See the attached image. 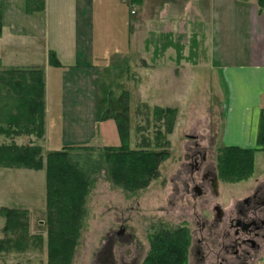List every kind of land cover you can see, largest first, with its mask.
<instances>
[{
	"label": "rangeland",
	"instance_id": "374dc122",
	"mask_svg": "<svg viewBox=\"0 0 264 264\" xmlns=\"http://www.w3.org/2000/svg\"><path fill=\"white\" fill-rule=\"evenodd\" d=\"M112 1L102 0L98 5L103 10V14H99L106 17L97 25L96 42L111 46L115 37L122 35V26L116 19V13L119 14L117 1L127 4V8L131 4L132 10H135V13L132 11L131 19L135 34L132 44L135 58L131 74L125 81L131 92L126 97L125 93L117 90V85L109 86L105 80L99 85L100 98L104 103L103 121L97 123L98 129L101 128L97 131L99 137L96 141L95 137L88 141L91 147L73 150L69 155V159L76 162L78 169L81 168L91 180V188L83 207L81 211H77L79 218L76 229L70 235L74 245L62 249V245L56 240L62 239V232H69L70 228H54L48 220L46 166L37 171L3 165L0 166V264H96L95 254L103 247L112 229L134 228L136 236L144 242L147 233L155 230L161 211L169 210V214L174 211L169 206V201L172 200L171 180L180 163L186 161L187 148L199 143L200 149L207 154L208 162L219 168V151L226 118L224 103L222 99L220 101L214 88V83L215 87L218 83V77L214 73L218 76L219 73L216 68H211L212 44L206 41L208 25L205 28L204 20L195 10L192 13L184 10L183 23L176 19L165 5L171 4L173 0H143V6L133 5L132 0ZM0 2L3 18L6 13L7 25L5 34L3 20L0 72L40 68V62L44 57H48L49 61L50 54L42 41L43 30L39 29L37 21L29 24L28 17L23 21L18 20L19 13L24 16L20 10L23 6L26 7V0ZM175 2L178 4V0ZM33 5V8L43 7L44 0H37ZM106 9L111 12L108 18ZM23 10L26 12V9ZM129 11L125 13L128 14ZM106 31L110 33L111 40H104ZM147 35L150 41L145 44L143 40ZM152 64L154 69L150 68ZM118 69L116 74H120ZM56 72L59 73H50L51 120H48L46 107L43 135L17 133L7 123V119L1 125L0 146H40L46 164L48 154L62 149V143L68 146L80 145L67 144L78 139L74 138L78 131L76 127H80L84 135L90 130L92 132L94 124L60 121L62 75L61 71ZM44 76L46 83V74ZM140 76L143 77L141 80ZM119 80L120 75L114 83ZM45 100L47 101V96ZM126 107L128 110H125ZM167 107L176 110L175 116H168L165 112L159 115L158 108ZM115 116L127 117L123 129L130 133L132 149L167 154L158 168V176L145 188L135 191L127 189L124 183L114 181L105 166L101 165L104 147L120 145L117 127L114 130L110 120ZM169 120H175L171 133ZM70 128L74 130L71 131ZM263 152L257 151L254 170L245 180L233 181L231 176H220L223 201L233 196H244L258 182L264 181V165H260V161H264ZM52 175L57 176L55 172ZM58 186L59 193L67 189L64 184ZM5 207L23 213L14 231L7 234L4 231L6 217L2 210Z\"/></svg>",
	"mask_w": 264,
	"mask_h": 264
},
{
	"label": "crops",
	"instance_id": "0c3cea01",
	"mask_svg": "<svg viewBox=\"0 0 264 264\" xmlns=\"http://www.w3.org/2000/svg\"><path fill=\"white\" fill-rule=\"evenodd\" d=\"M101 1L45 0L44 10L27 14L23 6L20 11L24 16H20V13L18 15L19 21H23L25 17L29 18V24L37 21L39 29L43 30L42 41L46 50L49 54L53 52L60 62V65L53 66L48 57H44L40 62V68L46 74L48 120H51L50 73L58 74L56 71L59 70L62 75L60 121L94 124L92 132L90 130L87 135L81 132L80 127H76L78 131L74 138L78 139L67 144L88 145L90 139L95 137L96 141L99 137L97 131L101 128L98 129L97 123L103 121L104 106L99 85L104 83V80L109 86L117 85L120 92H131L125 81L134 67L132 44L135 34L131 19L132 11L135 10H132L131 4L128 5L129 9L127 4L117 1L119 14L116 13V19L122 26V35L116 36L111 46L107 43L97 44V25L106 17L99 14H103L101 6H98ZM143 2L132 0L135 6H143ZM165 5L182 23L185 20L184 10L189 13L195 10L204 20L205 28L207 25L209 27L206 41L212 44L211 68H216L219 73V76L214 73L218 77L214 88L220 101L222 99L224 103L226 118L220 149L259 148L258 135L264 109V0H178V4L173 0L171 4ZM106 10L108 18L111 12ZM127 10H130L128 14L125 13ZM202 19L200 20L203 21ZM3 20L6 34V13ZM111 39L110 33L104 32V40ZM149 41V36H144L143 43L147 44ZM150 68L154 69L155 66ZM116 69L120 74L115 73ZM118 75L121 80L114 83ZM142 78L140 76V80ZM110 120L115 130V120ZM65 145L62 143V148ZM262 160L261 166L264 165Z\"/></svg>",
	"mask_w": 264,
	"mask_h": 264
},
{
	"label": "trees",
	"instance_id": "16d2710c",
	"mask_svg": "<svg viewBox=\"0 0 264 264\" xmlns=\"http://www.w3.org/2000/svg\"><path fill=\"white\" fill-rule=\"evenodd\" d=\"M37 0H26V12H34L45 9L43 7L33 8ZM140 1V0H137ZM3 11L0 2V35L3 31ZM175 47V46H174ZM178 52L180 49L175 47ZM50 64L60 65L57 56L50 53ZM44 70L36 69H11L0 72V129L6 122L17 133H28L41 136L44 133L45 109H46V83ZM127 97L128 92H124ZM161 109V110H160ZM125 110H128L126 107ZM159 115L165 112L168 116H175V109L167 107L158 108ZM127 114V113H126ZM117 126L120 145L106 146L101 152V165L103 164L114 181L122 182L129 190H139L149 185L152 179L157 177L158 168L166 159L167 154L162 152H151L143 149H132L130 145V133L123 129L127 117H112ZM175 120H169L170 133L173 131ZM91 147L89 145H65L61 150L50 152L45 158L41 154L40 146L20 147L17 145L0 146V166L24 167L31 170L47 169L46 200L48 220L54 228L65 226L70 228L69 232H62V239L58 241L62 249L74 245L70 235L76 229L79 212L81 211L85 198L91 188V180L79 165L69 159L71 151ZM258 147L243 149L240 147H223L219 155V175L232 177L233 181L245 180L254 170L255 155L257 151H264V109L262 110L260 130L258 135ZM55 172L57 176H53ZM59 178V181H58ZM58 181V182H57ZM60 184H64L66 191L58 192ZM70 189V190H69ZM62 194L64 197H62ZM66 196V197H65ZM6 217L4 226L5 233L14 231L18 219L23 213L12 208H3ZM81 221V217H80ZM2 246V240H0ZM178 254L183 251L178 249ZM61 254V253H60ZM181 264V257L178 258ZM155 264H165L167 258L163 255L154 257Z\"/></svg>",
	"mask_w": 264,
	"mask_h": 264
},
{
	"label": "flooded vegetation",
	"instance_id": "af4514ba",
	"mask_svg": "<svg viewBox=\"0 0 264 264\" xmlns=\"http://www.w3.org/2000/svg\"><path fill=\"white\" fill-rule=\"evenodd\" d=\"M200 147L187 148L173 175L174 211H161L144 242L134 228L112 229L96 264H155L156 255L165 256V264H180V257L181 264H264V181L223 201L217 166Z\"/></svg>",
	"mask_w": 264,
	"mask_h": 264
},
{
	"label": "built area",
	"instance_id": "2783aa9c",
	"mask_svg": "<svg viewBox=\"0 0 264 264\" xmlns=\"http://www.w3.org/2000/svg\"><path fill=\"white\" fill-rule=\"evenodd\" d=\"M133 13H135V11H133Z\"/></svg>",
	"mask_w": 264,
	"mask_h": 264
}]
</instances>
